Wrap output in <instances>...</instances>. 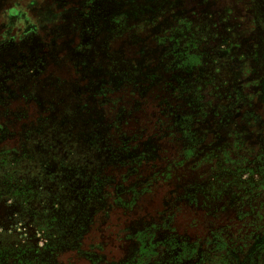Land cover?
<instances>
[{
    "label": "rangeland",
    "instance_id": "1",
    "mask_svg": "<svg viewBox=\"0 0 264 264\" xmlns=\"http://www.w3.org/2000/svg\"><path fill=\"white\" fill-rule=\"evenodd\" d=\"M0 264H264V0H0Z\"/></svg>",
    "mask_w": 264,
    "mask_h": 264
},
{
    "label": "clouds",
    "instance_id": "2",
    "mask_svg": "<svg viewBox=\"0 0 264 264\" xmlns=\"http://www.w3.org/2000/svg\"><path fill=\"white\" fill-rule=\"evenodd\" d=\"M17 13H18V9L13 8V9L10 10L9 15H16ZM22 24H23V21H20L18 26H20Z\"/></svg>",
    "mask_w": 264,
    "mask_h": 264
},
{
    "label": "trees",
    "instance_id": "3",
    "mask_svg": "<svg viewBox=\"0 0 264 264\" xmlns=\"http://www.w3.org/2000/svg\"><path fill=\"white\" fill-rule=\"evenodd\" d=\"M10 234H12V233L10 232ZM3 235H4V234H1V236H3ZM40 252H41V251H39V250L36 251L37 254H39Z\"/></svg>",
    "mask_w": 264,
    "mask_h": 264
}]
</instances>
